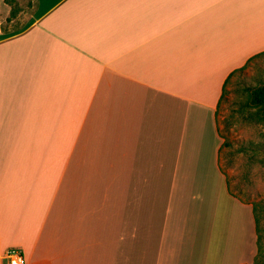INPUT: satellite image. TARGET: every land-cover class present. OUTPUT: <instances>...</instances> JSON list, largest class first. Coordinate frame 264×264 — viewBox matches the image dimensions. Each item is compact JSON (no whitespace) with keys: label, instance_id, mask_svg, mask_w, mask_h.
I'll list each match as a JSON object with an SVG mask.
<instances>
[{"label":"crops","instance_id":"1","mask_svg":"<svg viewBox=\"0 0 264 264\" xmlns=\"http://www.w3.org/2000/svg\"><path fill=\"white\" fill-rule=\"evenodd\" d=\"M20 1L0 0V264L15 247L26 264H245L233 218L178 198L210 151L226 180L216 112L264 51V0Z\"/></svg>","mask_w":264,"mask_h":264},{"label":"rangeland","instance_id":"2","mask_svg":"<svg viewBox=\"0 0 264 264\" xmlns=\"http://www.w3.org/2000/svg\"><path fill=\"white\" fill-rule=\"evenodd\" d=\"M18 7L28 12L32 6L29 0H21ZM18 21L22 22L20 19ZM260 82H264V56L254 59L245 70L233 74L226 85L225 97L218 107L216 117L221 134L219 163L229 178L231 189L245 201L260 202L263 207V238L258 264H264V122L249 121L246 117L248 109L243 110L248 108L244 106L249 94L248 86ZM209 155L215 154L210 151ZM210 156L205 158L204 163L201 160L194 161L187 172L190 177L187 180L181 179L180 183L185 186V198H177L194 202L197 195V200L208 202L204 210L210 214L218 218H233L235 249H248L246 263L255 264L257 233L252 206L229 193L226 180L214 174L216 160ZM197 165H201V168L194 169ZM200 170L210 172L203 181L194 176ZM202 184L208 185L207 188L194 191L193 186L202 187Z\"/></svg>","mask_w":264,"mask_h":264},{"label":"trees","instance_id":"3","mask_svg":"<svg viewBox=\"0 0 264 264\" xmlns=\"http://www.w3.org/2000/svg\"><path fill=\"white\" fill-rule=\"evenodd\" d=\"M8 1L11 2V0H8ZM263 56H264V51L253 55L246 62L245 65H243L242 67L236 69L235 71H233L228 76V78L226 79L225 84H224L223 92H222V95L220 97V101H219L218 107H219L221 101L225 97L226 85L229 82L230 78L233 76V74H235L236 72H241V71L245 70L247 68V66L254 59L259 58V57H263ZM247 91H249V94H248V98H247L244 106L248 107V108L243 109L245 111L248 109L246 111V113L248 112L247 115H246L247 119L249 121L257 122V123L264 122V82L257 83L256 85H249L248 88H247ZM217 111H218V109H217ZM217 123H218V119H217ZM218 130H219V125H218ZM219 134H220V131H219ZM220 137H221V134H220ZM220 168H221V170L223 171V173L226 176V181H227L230 193L233 196L237 197L238 199H240V200H242V201H244L246 203L251 204V206H252L254 219H255V225H256V233H257L256 234V237H257V240H256L257 250H256V254H255V257H254V263L258 264L259 250L261 248L262 238H263V234H262L263 228H262V224H261V214H262L263 207L261 206L260 202H249L248 200L245 201L243 198H241L240 196L236 195L233 192V190L231 189L229 178H228L227 174L225 173V171L223 170V168L221 167V165H220ZM245 264H249V263H245Z\"/></svg>","mask_w":264,"mask_h":264},{"label":"built area","instance_id":"4","mask_svg":"<svg viewBox=\"0 0 264 264\" xmlns=\"http://www.w3.org/2000/svg\"><path fill=\"white\" fill-rule=\"evenodd\" d=\"M5 257L8 259V264H26L25 255L18 247L8 249Z\"/></svg>","mask_w":264,"mask_h":264}]
</instances>
